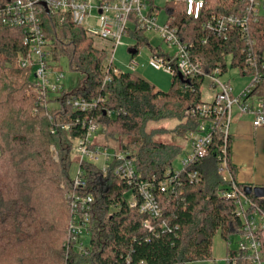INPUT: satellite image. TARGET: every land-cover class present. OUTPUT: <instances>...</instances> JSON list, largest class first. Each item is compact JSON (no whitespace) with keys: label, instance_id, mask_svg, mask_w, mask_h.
<instances>
[{"label":"trees","instance_id":"trees-1","mask_svg":"<svg viewBox=\"0 0 264 264\" xmlns=\"http://www.w3.org/2000/svg\"><path fill=\"white\" fill-rule=\"evenodd\" d=\"M204 3L201 15L194 19L187 15L183 1L168 2L167 17L180 29L182 42L190 46L204 73L216 67L226 71L230 56L232 67L241 68L244 45L239 33L231 32L224 40L204 27L213 15L237 13L239 1ZM43 24L53 60L67 58L70 69L85 78L77 90L40 105L31 91L30 71L14 66L16 58L26 52L22 31L0 24V264H202L211 260L215 235L219 232L226 241L239 230L234 203L218 196L227 186L218 171L219 140L208 157L188 168L199 172V185L186 180L176 195L160 197L167 228L162 227L163 220L153 221L152 230L144 227L147 216L129 206L126 194L131 188L115 174L117 161L111 163L107 175L83 162L84 191L93 196L94 203L88 254L76 251L67 231L71 218L67 196L74 191L70 176L73 143L84 137L85 129L77 123L84 114L67 105L66 98L104 99L93 113L101 133L121 145L142 179L161 180L185 152L188 134L197 129L198 120L186 111L202 103L204 78L186 84L175 76L168 92L156 91L132 72L111 73L105 83L106 52L93 47L83 28L70 19L60 23L58 16L47 12ZM262 27L264 18L255 26ZM131 34L138 42L130 51L137 54L138 45L147 40L140 30ZM53 103L57 106L47 107ZM108 111L118 115L110 117ZM160 121L177 122L176 136L182 144L154 139L156 131L148 128ZM67 123L69 128H63ZM231 172L234 175L232 166ZM247 195L264 210V198Z\"/></svg>","mask_w":264,"mask_h":264},{"label":"built area","instance_id":"built-area-1","mask_svg":"<svg viewBox=\"0 0 264 264\" xmlns=\"http://www.w3.org/2000/svg\"><path fill=\"white\" fill-rule=\"evenodd\" d=\"M0 6V24L19 29L23 35L24 54L19 55L16 66L29 70L32 75L31 91L38 96L39 104H45L53 95L58 97L67 93L62 67L54 66L51 40L47 37L43 15L45 12L56 15L60 23L70 19L74 25L83 28L86 35L100 40L110 48V60L104 70L105 83L112 74L120 71L114 65V53L123 45V38L131 32H155L170 51L154 50L149 65L158 71L178 76L184 80L203 76V85L210 93V100H203L195 107H190L186 115L198 120L197 129L188 134V145L179 166L168 170L161 180L142 179L136 172L134 162L128 155L117 149L110 153V147L98 145L96 138L101 133V125L96 122L94 111L104 99L88 101L83 97L66 98L67 105L83 113L77 120L85 129L84 137L74 140L72 154L78 160V168L73 178L74 191L67 196L71 214L67 225L70 240L81 255L88 254L85 240L91 232V212L94 199L84 189L87 184L83 179L81 164L87 162L98 167L107 175L111 163L119 164L115 174L131 188L132 200L128 201L142 215L147 216L143 225L152 230L153 221L164 218V208L160 197L176 195L184 181L197 186L202 179L198 171H188L202 159L208 157L219 140L217 151L218 171L227 186L221 188L218 196L222 200L234 203V218L239 222V230L226 240L227 255L225 264H264V210L241 187L231 172V127L235 113L250 115L252 125L264 127V27L257 29L264 18V0H238L237 13L217 14L209 19L204 27L217 37L227 40L231 32H238L243 42L241 50L244 56L243 66L233 68L232 56L228 57L230 66L237 70L248 82L236 88L230 80H224L228 72L216 67L212 73H204L202 64L192 56L190 46L182 42L180 29L173 25L168 17L163 24H158L160 10L155 0H2ZM179 2L180 0H163ZM186 4L188 16L198 19L204 9V0H181ZM207 43V39L203 40ZM228 64V63H227ZM130 72L135 71L134 64ZM187 84V83H186ZM54 104V103H53ZM48 104L47 107H53ZM114 117L118 112L108 111ZM70 123L63 128L68 129ZM53 133L55 130L52 131ZM101 162V165L99 163ZM185 176V177H183ZM185 179V180H184ZM162 227L169 223L162 221ZM130 263V259L126 260ZM139 264H146L140 262Z\"/></svg>","mask_w":264,"mask_h":264},{"label":"rangeland","instance_id":"rangeland-1","mask_svg":"<svg viewBox=\"0 0 264 264\" xmlns=\"http://www.w3.org/2000/svg\"><path fill=\"white\" fill-rule=\"evenodd\" d=\"M155 3L158 7H160V14L158 17V24H163L167 18V11H166V2L163 0H155ZM143 36L146 38L145 43H140L138 45L139 52L137 54H132L130 49H132L135 45H137L136 37L133 34H129L123 38V45L117 47L114 53V65L122 72H130L131 68L130 65L134 64L135 71L132 72L135 75H138L152 84L155 89L160 91L168 92L172 88L173 76L164 72L158 71L153 69L149 65V60L154 50L167 52L170 51L166 44L162 42L160 37L155 32H143ZM92 39V38H91ZM93 40V47L97 50H103L106 52V59L104 61V70L108 65V61L110 60V48L108 47L107 43L100 41V40ZM54 66L62 67L65 71V79L64 85L66 88L67 93H70L74 90H77L83 85L84 82V75L73 72L69 67L68 59L63 57L60 61H55L53 64ZM14 66L16 63L14 62ZM228 72L224 75V80H230V82L236 87L239 88L248 82L247 77H241L237 70L233 69L230 66V60H228ZM58 96L53 95L52 98H56ZM202 98L203 100H210V93L205 85L202 87ZM56 107V104H53ZM177 122H167V121H160V122H152L149 125V130H155L154 139L159 142L164 143H179L182 144L181 138L176 136L175 127ZM254 135H252L253 137ZM96 141L101 142L102 144H107L110 147V153L114 154L117 149L121 148V145L118 142L112 141L110 139H106L103 133H99L97 135ZM256 144L259 145L262 141V149H264V135L260 133L255 137ZM184 156V153L178 157L174 166H179L180 159ZM78 160L75 159L73 156V164L70 169V176L74 178L76 174V170L78 168ZM101 165V162L99 163ZM126 200L131 201L132 195L131 192L126 194ZM226 241L222 238L221 234L218 232L214 239H213V246L212 249V259L208 260L202 264H225V251H226ZM85 245L89 249L90 248V236L86 238Z\"/></svg>","mask_w":264,"mask_h":264},{"label":"crops","instance_id":"crops-1","mask_svg":"<svg viewBox=\"0 0 264 264\" xmlns=\"http://www.w3.org/2000/svg\"><path fill=\"white\" fill-rule=\"evenodd\" d=\"M155 90L158 91V89ZM231 133L230 158L234 169V179L243 187H264V149H262V141L259 145L255 141L257 134L264 135V127L254 128L250 115L236 112ZM252 135L254 136L252 137ZM226 255L227 245L224 260Z\"/></svg>","mask_w":264,"mask_h":264},{"label":"water","instance_id":"water-1","mask_svg":"<svg viewBox=\"0 0 264 264\" xmlns=\"http://www.w3.org/2000/svg\"><path fill=\"white\" fill-rule=\"evenodd\" d=\"M131 52V51H130ZM133 53V52H132ZM179 79L183 82L189 84V80H184L183 77L179 74ZM244 191L246 194H253L257 198H264V187L263 186H256V187H245Z\"/></svg>","mask_w":264,"mask_h":264}]
</instances>
